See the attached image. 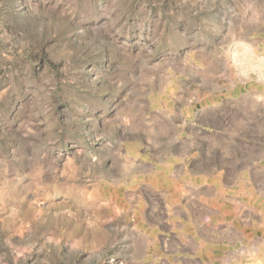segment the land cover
Instances as JSON below:
<instances>
[{
	"label": "clouds",
	"instance_id": "9594fccd",
	"mask_svg": "<svg viewBox=\"0 0 264 264\" xmlns=\"http://www.w3.org/2000/svg\"><path fill=\"white\" fill-rule=\"evenodd\" d=\"M20 12L0 22V264H264V0Z\"/></svg>",
	"mask_w": 264,
	"mask_h": 264
},
{
	"label": "rangeland",
	"instance_id": "374dc122",
	"mask_svg": "<svg viewBox=\"0 0 264 264\" xmlns=\"http://www.w3.org/2000/svg\"><path fill=\"white\" fill-rule=\"evenodd\" d=\"M25 0H0V22L5 24L13 21H17L21 17L20 8L24 4ZM201 195H204V192H201ZM220 217L225 221L221 223L220 228H227L229 232L232 231V224H229L227 221L232 220V216L229 214V211L226 206H221L217 209ZM181 219H184L182 216ZM235 222L233 221V224Z\"/></svg>",
	"mask_w": 264,
	"mask_h": 264
}]
</instances>
